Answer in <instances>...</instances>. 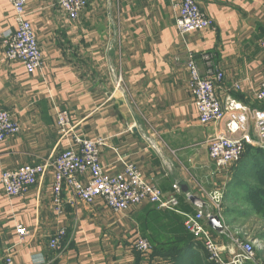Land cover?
Here are the masks:
<instances>
[{
  "label": "crops",
  "instance_id": "obj_1",
  "mask_svg": "<svg viewBox=\"0 0 264 264\" xmlns=\"http://www.w3.org/2000/svg\"><path fill=\"white\" fill-rule=\"evenodd\" d=\"M196 1L213 26L182 36L178 0H88L77 20L61 10L59 0H27V19L44 60L41 71L28 74L6 60L3 41L15 33L16 22L8 0H0V110L21 127L0 143V176L44 165L79 137L104 141L100 163L111 177L132 163L166 199L180 185L183 212L198 208L189 196L207 202L208 193L223 191L237 165L219 171L209 158V143L222 128L200 124L187 61L193 54L204 73L202 55H212L225 73L217 87L221 102L232 97L264 110L256 98L264 84V0ZM58 111L70 114L72 133L58 128ZM54 183L48 170L24 197L10 198L0 187V264L9 251L16 264H169L153 252L181 227L180 218L147 204L116 213L100 198L71 205L66 193L59 214ZM19 225L31 232L21 245ZM63 229L67 238L57 253L49 240ZM138 237L151 244V255L134 250Z\"/></svg>",
  "mask_w": 264,
  "mask_h": 264
},
{
  "label": "built area",
  "instance_id": "obj_2",
  "mask_svg": "<svg viewBox=\"0 0 264 264\" xmlns=\"http://www.w3.org/2000/svg\"><path fill=\"white\" fill-rule=\"evenodd\" d=\"M8 2L15 12L16 31L3 41L6 60L20 63L28 74L41 71L44 60L33 25L27 19V0ZM59 6L70 19L77 20L86 10L88 0H59ZM176 9V26L182 36L202 33L213 26L202 13L196 0H178ZM260 48L264 55V40L260 42ZM202 61L205 66L204 73L201 72L194 55L190 54L187 69L200 124L217 125L222 128V132L209 143V158L220 171L238 164L248 146L264 151V110L250 109L232 97L223 104L217 95V87L225 81V73L217 67L212 55L204 53ZM234 90L240 91L241 86L234 85ZM256 98L264 102V84ZM56 115L57 126L61 132L65 135L72 133L70 114L67 111H58ZM20 131L21 127L14 116L8 111L0 110V143L19 134ZM251 131L255 133L257 140L253 139ZM103 147V140L90 141L74 137L73 147L57 156L52 155L44 165L25 166L4 172L0 176V187L10 198L24 197L48 170H53L54 204L57 213H63L65 193L69 196L68 203L71 205L77 202L92 205L100 198L116 213H127L133 207L142 204L158 207L184 219L186 232L193 236L196 243L200 242L203 245L209 263L225 264L221 257V249L211 233L214 229L218 236H228L226 229L220 225L224 201L222 190L208 193L207 202H203L202 207H198L196 212H183L180 210L178 199L181 195L178 184L173 187L174 194L166 199L162 191L149 183L132 163H124L123 172L115 177L107 175L100 163ZM85 175L90 177L86 182L82 180ZM192 198L188 197L189 202H192ZM16 233L20 245L31 235L23 225L17 226ZM66 238L67 231L59 230L50 238L49 249L58 253ZM134 250L142 255L152 254L151 244L142 237L136 239ZM255 257V250L251 244L238 243L230 264L251 263ZM4 262L16 264L11 251L5 256Z\"/></svg>",
  "mask_w": 264,
  "mask_h": 264
},
{
  "label": "rangeland",
  "instance_id": "obj_3",
  "mask_svg": "<svg viewBox=\"0 0 264 264\" xmlns=\"http://www.w3.org/2000/svg\"><path fill=\"white\" fill-rule=\"evenodd\" d=\"M235 175L225 183L223 189L224 206L220 225L226 229L228 236H218L214 229L211 233L221 249L225 264L231 263L238 243L251 244L255 250V260L244 264H264V210L255 207V202L250 199V189L264 190V186H259L256 178L249 179L245 176L244 170ZM256 201L264 205V196L258 197ZM198 244L202 255L206 257L203 245L200 242ZM156 264L165 262L159 261Z\"/></svg>",
  "mask_w": 264,
  "mask_h": 264
},
{
  "label": "trees",
  "instance_id": "obj_4",
  "mask_svg": "<svg viewBox=\"0 0 264 264\" xmlns=\"http://www.w3.org/2000/svg\"><path fill=\"white\" fill-rule=\"evenodd\" d=\"M236 165V172L240 173L242 170H244L246 174L245 176H247L249 179L256 178L257 184L259 186H264L263 150L248 146L242 160ZM242 167L243 169H241ZM250 192V199L255 202V207L264 210L263 203H258V201H256L258 197L264 196V190L261 188H255L254 190L250 189ZM168 213L172 218L176 219V217H178L181 219V221L178 219L176 221L177 223L181 224V227L178 225V229L175 230L174 234L166 240L167 245L165 244L164 247L159 249L155 248L153 257L162 258L169 264H212L207 261V258L204 255H202L200 251L201 247L195 242L193 236L186 232L184 228V219L175 213Z\"/></svg>",
  "mask_w": 264,
  "mask_h": 264
},
{
  "label": "water",
  "instance_id": "obj_5",
  "mask_svg": "<svg viewBox=\"0 0 264 264\" xmlns=\"http://www.w3.org/2000/svg\"><path fill=\"white\" fill-rule=\"evenodd\" d=\"M192 202H193L197 207H202L203 202H202L200 199L193 197V198H192Z\"/></svg>",
  "mask_w": 264,
  "mask_h": 264
}]
</instances>
